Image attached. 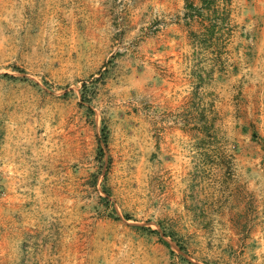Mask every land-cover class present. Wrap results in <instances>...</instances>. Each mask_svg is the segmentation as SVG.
Masks as SVG:
<instances>
[{
  "label": "rangeland",
  "instance_id": "rangeland-1",
  "mask_svg": "<svg viewBox=\"0 0 264 264\" xmlns=\"http://www.w3.org/2000/svg\"><path fill=\"white\" fill-rule=\"evenodd\" d=\"M0 264H264V0H0Z\"/></svg>",
  "mask_w": 264,
  "mask_h": 264
},
{
  "label": "trees",
  "instance_id": "trees-1",
  "mask_svg": "<svg viewBox=\"0 0 264 264\" xmlns=\"http://www.w3.org/2000/svg\"><path fill=\"white\" fill-rule=\"evenodd\" d=\"M84 94L83 93H81V99L82 98H84ZM106 126H103L102 128H101V130H100V145H104V144H106V139H107V133H106ZM99 149L100 150H102L101 149V146H99ZM172 238V237H171ZM173 240H174V238H173ZM176 245L178 246V248H182V245H180L179 243H177L176 242Z\"/></svg>",
  "mask_w": 264,
  "mask_h": 264
}]
</instances>
